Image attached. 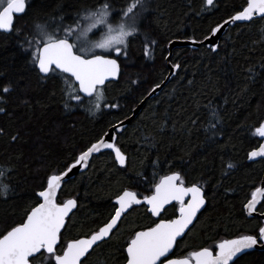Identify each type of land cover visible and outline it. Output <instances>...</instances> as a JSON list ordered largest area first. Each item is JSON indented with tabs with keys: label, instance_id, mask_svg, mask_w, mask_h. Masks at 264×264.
Here are the masks:
<instances>
[{
	"label": "trees",
	"instance_id": "obj_1",
	"mask_svg": "<svg viewBox=\"0 0 264 264\" xmlns=\"http://www.w3.org/2000/svg\"><path fill=\"white\" fill-rule=\"evenodd\" d=\"M105 2L111 6L109 22L117 23L121 19L117 13L133 0H32L28 13L15 17L14 30L10 34L0 32V86L20 82L17 90L5 97L7 104H0L6 109L0 113V129L4 130L0 135V165L12 169L10 176L0 179V185L10 184L13 189L7 197H0V231L22 222L25 210L38 202L34 194L53 170H64L66 163L72 162L70 156L79 155L117 121L129 118L153 86L164 80L169 72L166 58L170 41L193 37L202 40L209 27L222 23L245 5V0H215L214 6L201 11L203 0H146L145 10L138 17L139 34L129 38L127 58L119 61L121 75L104 90L102 103H119L120 108H102L93 115L87 111V100L79 107L71 101L66 108L63 77L42 78L28 62L21 45L27 47L24 36L33 34L35 10L53 13L59 5L62 12L55 14L64 15V24L69 25L83 9L95 10ZM261 26L264 21L228 27L218 42L222 45L218 54L208 51L205 45L173 48L169 60L180 63L181 68L116 133L114 143L129 158L127 165L115 162L111 150L99 152L92 156L84 172L66 181L58 191V203L77 201L66 219L67 228L62 230L65 242L101 226L122 188L133 187L141 199L150 195L149 184L137 188L130 182L138 173L149 181L154 172L157 180L166 174V163L163 168L152 166L151 161L157 158L190 161L185 165L186 186L199 182L205 192L206 205L195 227L178 240L177 255L186 256L205 241L204 246H208L250 233L258 223L264 224L260 216L249 217L245 211L252 193L264 183V159L248 161V153L262 142L254 131L258 119L264 118V43L259 42L258 31ZM102 30L101 27L99 32ZM92 36L89 34V38ZM149 40L156 44L149 45L151 54L145 55L144 45ZM249 67L255 73L251 78ZM133 80L138 85L131 84ZM209 108L221 119L214 142L209 141L205 131ZM189 118L196 119L197 124L193 126ZM12 136L17 139L12 141ZM229 164L235 167L229 169ZM178 207V203L168 206L161 218H174ZM257 211L264 213V199ZM154 220L158 222L146 206L134 207L112 239L88 256L84 264H97L98 260L125 264L124 249L133 230L150 226ZM237 264H264V247L248 250Z\"/></svg>",
	"mask_w": 264,
	"mask_h": 264
},
{
	"label": "snow or ice",
	"instance_id": "obj_2",
	"mask_svg": "<svg viewBox=\"0 0 264 264\" xmlns=\"http://www.w3.org/2000/svg\"><path fill=\"white\" fill-rule=\"evenodd\" d=\"M31 3L32 0H0V31L10 34L14 30V16L27 14ZM145 4L146 0H133L126 9L117 13L121 16L117 23L109 22L112 13L107 2L95 10L83 9L69 25L64 24L66 18L64 15L55 14L62 12L61 6L57 5L53 13L37 9L34 13L33 34L31 37L24 36L27 47L23 44L21 47L29 57L28 62L42 78L63 77L66 108L71 101H75L79 107L87 100L89 104L87 111L93 115L102 108L119 109V103H102L105 100L104 90L108 83L117 81L121 75L119 61L121 58H127L129 38L139 34L138 17L145 10ZM214 5L215 0H203L201 11ZM189 7L191 8L190 5ZM42 18L44 22H41ZM257 21H264V0H245L242 10L229 15L223 23L209 27L208 35L202 40L196 41L194 37L191 39L193 43L203 47L205 42L211 41L230 22L254 25ZM101 27L105 31L98 40L88 39L90 33L96 35ZM16 31L19 35V31ZM258 31L259 42L264 43V26ZM70 37H74V40ZM155 44V40H149L144 45L145 55L151 54L149 45ZM221 47L219 43H210L207 50L218 54ZM95 50H101L100 54ZM168 62L172 69L181 68L180 63L172 64L170 60ZM248 72L249 78L255 75L252 67H249ZM169 75L175 73L170 72ZM19 83L9 81L0 86V104H7L5 97L16 91ZM130 83L138 85V81L135 80ZM191 83L192 81H189V84ZM160 87V84L154 85L149 95H154ZM21 103L27 104L28 101L22 100ZM5 111L4 107H0V113ZM188 122L195 126L198 121L189 118ZM220 122L219 114L209 108V123L205 126V131L210 142H214V137L220 133ZM257 123L255 134L264 138V118L258 119ZM117 125L119 127H114V131L122 128L123 122L117 121ZM188 131L190 133L191 129ZM3 134L4 130L0 129V135ZM107 135L108 133H105L95 143L85 146L79 155L70 156L72 162L66 163L64 170H53L52 174L47 176L41 190L34 194L38 202L25 210L22 222L0 231V264H84L88 256L112 239L124 217L136 206H146L148 213L156 217L158 222L154 220L150 226L133 230L124 249L126 264H237L248 250L257 246L264 247V224L258 223L250 233L235 235L231 239H220L208 246H204V243H207L205 241L197 250L189 252L186 256L176 254L178 238L183 239L187 232L195 227L197 213L206 203L201 183L191 182L186 186L185 165L190 161H184L183 158L167 161L157 158L151 161L154 168L157 166L163 168L166 163L168 165L166 174L159 176L157 180V174L154 172L153 180L149 181L142 173H138L130 182L137 188L141 184H149L150 195H144L141 199L139 192L133 190V187L122 188L115 195L112 212L101 226L65 242L62 230L67 228L66 219L77 207V201L68 199L57 202V192L61 187L62 178L77 165H87L89 157L102 149H114L115 162L121 166H126L129 161L115 143L105 142L104 137ZM16 139L17 136L11 137L12 141ZM188 154L190 155V152ZM248 157L249 159L264 157V144L249 152ZM177 164L180 167H177ZM233 167L235 165H228L229 169ZM11 172L12 169L0 165V179L10 176ZM11 191L13 189L10 184L0 185V197H7ZM257 193H264V188L258 187L252 193V199L245 205L249 213L256 211ZM172 202L179 204L174 218H161L167 211L166 206H172ZM97 264H107V261L98 260Z\"/></svg>",
	"mask_w": 264,
	"mask_h": 264
},
{
	"label": "water",
	"instance_id": "obj_3",
	"mask_svg": "<svg viewBox=\"0 0 264 264\" xmlns=\"http://www.w3.org/2000/svg\"><path fill=\"white\" fill-rule=\"evenodd\" d=\"M19 15H21V14H16V15L14 16V20H15V17H16V16H19ZM226 20H227V19H226ZM222 23H223V22H222ZM235 23H243V22H235ZM235 23H231V22H230L228 25L224 26L223 29H222L220 32H218L217 35H216L211 41H207V42H205L204 45H205V46H209L210 43H218V42L220 41V39L222 38V36L224 35L225 31L228 29V27L234 25ZM0 32H3V31H0ZM181 45H188V46H191V47H193V48H196V47H199V46H200V45L197 44V43H193L192 40H174V41H172V42L169 44V46H168L170 53H169V55H168V57H167V61H169V56H170V54H171L173 48L176 47V46H181ZM168 63H169V62H168ZM175 71H176V69H172V68H171V65H169V72H168V74L166 75L167 79L165 80V78H164L163 82L160 83L161 87L155 91L154 95H149V94H148V95L142 100L143 102L140 103V104H139V105L133 110L132 115H131L129 118H127V119H125V120L122 121V122H123V127H122V128H119V130L114 131V130H113L114 127H116V128L119 127V126L117 125V123H116V124L113 125L110 129H108V131L106 132V133H108V135L104 137V138H105V142H107V143H114V141H115V139H116V133H117V132H121V131L126 127V125L130 122L131 118H133L134 116H136V114L138 113V111H139L140 107L142 106V104L144 103V101H145L147 98H151V97L155 96V95H156V94H157V93L163 88V86H164V85H165V84L171 79V77L173 76V75H169V73H170V72L175 73ZM103 136H104V135H103ZM261 140H262V142H261L260 145L264 144V138H261ZM260 145H259L256 149H258V148L260 147ZM107 150H111V151L115 154L114 149H102L100 152H102V151H107ZM254 150H255V149H254ZM250 152H251V151H250ZM98 153H99V152H98ZM98 153H93L92 156L95 155V154H98ZM92 156L89 157V161H88L87 165H77L75 169H73L70 173H68V175H66L65 177H63V178H62V181H61V187H62V185H63L66 181H68L69 179L73 178L74 176H76L77 174H79V173H81V172H84V171L87 169L88 164H89V162H90ZM258 159H264V157H255V158H252V159H249V157H248V161H256V160H258ZM61 187H60V189H61ZM261 188H264V183L261 185ZM60 189H59V190H60ZM59 190H58V191H59ZM57 193H58V192H57ZM263 194H264V193H257V195H256V200L258 201L257 206H258V204L261 202V199H262ZM186 199H187V198H186ZM205 200H206V199H205ZM174 203H177V202H172V204H174ZM205 205H206V203H205ZM205 205H204V206L200 209V211L197 213V216H198L199 213L203 210V208L205 207ZM257 206H256V211H255L254 213H249V212L247 211L246 207H245L246 214H247V216H249V217H252V216H260V217L263 219V222H264V213H263V214H259L258 211H257ZM167 207H168V206H166V208H167ZM73 210H74V209H73ZM73 210H72V211H73ZM72 211H71V212H72ZM70 214H71V213H70ZM70 214H69V215H70ZM178 240H180V239L178 238ZM256 248H263V247L257 246ZM254 249H255V248H254ZM125 264H126V263H125Z\"/></svg>",
	"mask_w": 264,
	"mask_h": 264
},
{
	"label": "rangeland",
	"instance_id": "obj_4",
	"mask_svg": "<svg viewBox=\"0 0 264 264\" xmlns=\"http://www.w3.org/2000/svg\"><path fill=\"white\" fill-rule=\"evenodd\" d=\"M102 28H103V27H102ZM103 31H105L104 28H103L102 32H103ZM102 32H96V33L98 34L97 36H96V35H93L92 38H89V37H88V39H90V40H98V39L100 38ZM90 34H91V33H90ZM95 51H99V52H100L101 50H95Z\"/></svg>",
	"mask_w": 264,
	"mask_h": 264
},
{
	"label": "bare ground",
	"instance_id": "obj_5",
	"mask_svg": "<svg viewBox=\"0 0 264 264\" xmlns=\"http://www.w3.org/2000/svg\"><path fill=\"white\" fill-rule=\"evenodd\" d=\"M148 94H149V93H148ZM148 94H147V95H148ZM147 95H146V96H147ZM146 96H145V97H146Z\"/></svg>",
	"mask_w": 264,
	"mask_h": 264
}]
</instances>
